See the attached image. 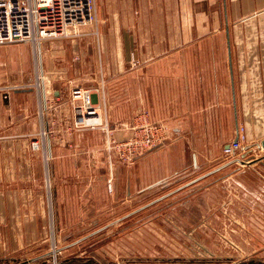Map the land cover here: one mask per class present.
I'll return each instance as SVG.
<instances>
[{"label": "crops", "instance_id": "1", "mask_svg": "<svg viewBox=\"0 0 264 264\" xmlns=\"http://www.w3.org/2000/svg\"><path fill=\"white\" fill-rule=\"evenodd\" d=\"M96 4L97 35L62 47L59 59L52 61L65 74L55 82L59 88L49 95L44 87L36 94L32 114L21 106L25 121L33 123L38 134L39 151L32 156H20L16 150L15 155H6L8 146L0 142L1 244L52 243L59 204L67 222L73 200L83 203L78 183L91 174L103 180L111 174L114 182L122 175L118 159L109 160L96 151L102 144L98 131L78 132L61 143H54L49 134L43 137L48 128H72L70 90L75 86H108L105 116L121 138L130 136L134 119L143 113L151 124L166 127V142L175 140L159 150L172 156L176 148L177 157L161 163H169L165 170L208 167L210 176H262L256 165L226 166L219 158L239 125L247 128L250 145L259 147L264 140V0H96ZM36 51L43 69V47ZM13 104L1 114L12 116ZM4 115L0 128H11ZM143 162L147 175L153 174L160 166L158 153L135 161L129 169L131 181ZM42 180L54 185L48 200L35 186H5Z\"/></svg>", "mask_w": 264, "mask_h": 264}, {"label": "rangeland", "instance_id": "2", "mask_svg": "<svg viewBox=\"0 0 264 264\" xmlns=\"http://www.w3.org/2000/svg\"><path fill=\"white\" fill-rule=\"evenodd\" d=\"M96 23L84 30L89 33L87 36L43 41L40 46L43 47L44 72L35 44L0 46V116L4 115L2 110L14 103V99L20 100L21 94L24 93L26 98L16 101L19 105L13 104L12 116L4 115L6 124L11 126L0 128V142L8 146L6 151L2 148L6 155H15L16 150L20 156L25 153L32 156L39 151L33 148L35 142L39 143L38 134L32 128L33 123L25 121L26 113L23 114L21 106L27 107L32 114L36 94L43 93L44 87L49 95L53 89L59 88L55 82L65 74L57 69L59 65L56 62L52 63L59 59L58 50L71 48L75 42L97 35ZM44 50L50 52L47 54ZM90 66H93L92 62ZM75 87L89 88L94 92V101L96 104L100 102L105 118L107 103L104 95L106 99L108 86ZM240 127H244L247 133L245 125ZM113 129L116 139L122 140L121 134L116 133L117 128ZM46 132L43 137L49 134L54 143L66 142L67 138L78 133L73 128H48ZM98 133L102 144L96 151L104 152L109 160L117 159L107 151L105 134L100 130ZM172 140L175 138L168 142ZM165 142L144 154L158 153L160 166L153 174L147 175L143 162L134 175L137 177L131 181L129 169L135 163L123 164L118 160L123 171L118 182L113 181L110 168V176L104 180L101 175L91 174L78 183V193L84 194L83 203L79 205L77 200H73L67 222L62 218L64 207L59 204V221L56 229L53 228L55 240L20 247L0 243V264H217L237 258L263 261L264 165L260 162L252 166L238 164L241 168L256 165L262 176L253 173L210 176L206 175L208 167L187 172L178 168L165 170L169 158L177 157L176 148L172 156L168 151L159 150L168 143ZM248 144V151L241 155L238 153L235 159L251 161L264 156L260 145ZM223 150L219 164L232 161L227 160ZM163 161H167L165 166L161 165ZM52 184L49 180H42L6 182L5 186L8 189L35 186L46 193L48 200L50 190L54 188ZM1 187L2 182L0 191Z\"/></svg>", "mask_w": 264, "mask_h": 264}, {"label": "built area", "instance_id": "3", "mask_svg": "<svg viewBox=\"0 0 264 264\" xmlns=\"http://www.w3.org/2000/svg\"><path fill=\"white\" fill-rule=\"evenodd\" d=\"M96 21V0H0V46L31 42L38 48L43 41L87 36L89 33L84 30ZM93 95L89 88L71 90L72 128L78 132L102 131L109 155H115L121 163H135L168 139L167 128L151 124L147 113L134 119L129 137L116 139L115 129L106 116L103 118ZM248 142L244 127L238 128L236 137L224 147V156L228 161L234 160L238 153L248 151ZM33 148L39 149L40 144L35 142ZM217 264H264V260L237 258Z\"/></svg>", "mask_w": 264, "mask_h": 264}, {"label": "water", "instance_id": "4", "mask_svg": "<svg viewBox=\"0 0 264 264\" xmlns=\"http://www.w3.org/2000/svg\"><path fill=\"white\" fill-rule=\"evenodd\" d=\"M260 146L264 151V140L261 142ZM243 156H245V155H243ZM258 162H260L262 165H264V156L262 158L254 159L251 161H244L241 159H235V160H232L231 162L227 163L226 166L231 165V164H235V163L241 164V165L252 166L253 164L258 163Z\"/></svg>", "mask_w": 264, "mask_h": 264}]
</instances>
